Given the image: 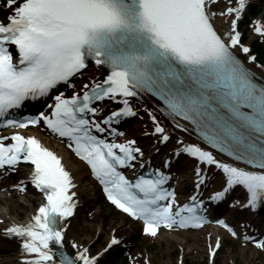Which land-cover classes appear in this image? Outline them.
Here are the masks:
<instances>
[{"label":"snow or ice","instance_id":"obj_1","mask_svg":"<svg viewBox=\"0 0 264 264\" xmlns=\"http://www.w3.org/2000/svg\"><path fill=\"white\" fill-rule=\"evenodd\" d=\"M250 6V0H0V129H18L0 134V170L27 162L25 179L45 197L27 223L0 219V235L19 242L20 264H102L125 246L119 225L96 252L91 246L104 236L103 226L86 243L69 237L78 208L74 177L25 131L30 126L67 138L107 200L141 221L151 238L162 228L202 227L211 204L264 208V75L254 70L264 71V63H256L240 28ZM253 30L264 41V22L256 20ZM90 68L101 74L86 76ZM141 110L150 122L144 135L155 141L147 155L119 127ZM177 130L195 131L197 141ZM186 158L195 162L194 191L182 203L172 169ZM25 179L12 187L25 191ZM237 191L243 200L232 198ZM215 222L264 250V232ZM221 244L209 236L210 257ZM127 255V264H151L143 252Z\"/></svg>","mask_w":264,"mask_h":264},{"label":"rangeland","instance_id":"obj_2","mask_svg":"<svg viewBox=\"0 0 264 264\" xmlns=\"http://www.w3.org/2000/svg\"><path fill=\"white\" fill-rule=\"evenodd\" d=\"M253 1L260 2L262 0ZM250 5L254 6V3L252 2L250 3ZM260 5L264 6V3H261ZM249 9H251V7ZM249 9L247 10L246 17L241 21L240 28L244 33V39L248 38L247 43L251 42V47L254 48L256 39L257 37H259V35L254 32L253 26L256 20H258L261 16L264 17V7L262 8L259 16L251 20L247 18L248 15H251V13L248 12ZM249 21L251 23L248 26L243 25L244 22ZM259 45L260 41H257V46ZM39 135L43 139L50 138L44 131H41ZM185 166H189V164L185 163ZM22 168L23 167L17 168V171H13V174H7L6 178H8H5V185L16 184L17 180L23 173ZM91 180L92 177L88 174L81 179V184L87 187V190L82 194V197L85 200L89 199L90 204L88 205L86 203L85 206L83 205L84 208H81L76 217L79 222V225H77V230L79 232L80 240L83 239V241H88L87 237L90 236L89 234H92L95 228H97L98 226L104 227V236L100 238L99 243H93L91 246L92 251L96 252L105 243L107 237V227L110 224L121 223L125 215L119 213L112 206L106 204L102 200L99 189L90 187ZM182 187H184V189L187 188L186 190L183 189V193H185L186 195L191 190V184L187 181L182 183ZM0 195V197L2 198L0 204L4 205V200H7L12 208L13 215H16L20 220H23L26 217V213L30 212L29 210L31 209V207L37 209L38 205L40 204V197L35 191L33 192L31 188H28L21 193L15 194L14 192L11 194L7 191H2L0 192ZM95 211L97 214L95 213ZM235 216L238 217V220H236L238 224H240L239 222H241L242 219L247 218H244V216H246V213H239ZM84 224H87L86 228L82 227ZM194 231L195 230L186 231L185 233L191 234ZM230 240L231 237L227 236L226 242H224L223 247L219 249L215 257L214 264H263L264 250L259 249L253 244L247 245L243 240L239 242L238 246H233V249H231V243L233 241ZM176 242L177 241L174 240L173 243L169 245L167 240H165L164 238H151L142 232V228L139 224L134 223L130 228L129 235H127V238L125 239V246L117 247L114 250L110 251L104 257L102 264H106V262L104 261H107L106 259H108L110 254H112L113 252L120 254L114 260V263L116 262L115 264H121L122 261V264H126L127 262H125L124 259L122 260L121 258L122 255H125V260L128 261L127 252L129 250L134 253L143 252L146 256L151 258V264H178L180 259H183V264H207V253L205 251L202 252V250H199L184 253L186 246L183 248ZM16 247V244L10 242L0 244L1 264L10 263L9 258L15 252ZM243 249H245V255L246 257H249V260H246L243 256ZM119 259L121 261H119Z\"/></svg>","mask_w":264,"mask_h":264},{"label":"bare ground","instance_id":"obj_3","mask_svg":"<svg viewBox=\"0 0 264 264\" xmlns=\"http://www.w3.org/2000/svg\"><path fill=\"white\" fill-rule=\"evenodd\" d=\"M260 20L262 22H264V17H261ZM249 44L251 45L250 42H249ZM254 70L257 71L258 73L264 75V71H262L258 68L254 69ZM93 74L100 75L101 73L96 72L95 68H90L85 73L86 76H91ZM49 103H51V102H49ZM128 122H131L132 124H127ZM121 124L124 127V129H122V131L125 133V136H127L129 138L135 137L139 141V143L144 147V149L146 151V155H147L149 150H150L151 145H153L155 143V141H154V139L148 138L144 135V132L146 130V125H150V122L147 120V117L143 113V110H141L140 116L126 118L125 120H123L121 122ZM173 127H174V125H173ZM38 132H41V131L37 130V134H38ZM177 132L180 135H183L189 141H194V142L197 141V138L194 136L192 131L190 133H185L182 130H177ZM8 134H9V132L5 131L2 135H8ZM121 139H123V137ZM59 151L63 157V163H64L65 168L72 173V175L74 177V182L77 186L75 189L77 192V195H78V208H77V214H76V216H77L78 213L80 212L81 208H84L86 203L88 205L90 204L89 199L85 200L82 197V194L84 192H86L87 187H85V185L81 184V179L85 175L90 173V170H89L88 166L86 165V163L84 162V160L81 159L80 157H78L73 152V149L68 147V144L59 145ZM186 159L189 161V163H191V166L186 169V174L181 176V178L179 175L176 177L177 167L175 166L172 169V175H173L172 187L175 188V190H178L179 184L185 180H187V181L191 180V182L194 186V183H193V181H194L193 167H194L195 162L191 158H186ZM154 164H158V160L154 161ZM128 170L130 173H132V170H130V169H128ZM3 176H4V173L2 170H0V192H2L5 189L9 193H13V192L18 193L19 189L10 188V186H6L4 184V179L2 178ZM21 177L23 179H25L27 177V173L23 174ZM98 185H99V182H98L97 178H93V180L90 181V187L91 188H97ZM210 187H215V186L211 185ZM193 191L191 192V194L189 196H185L182 199L177 197V199L182 203L186 202L187 199L193 194ZM38 193H39L40 198L43 199V195L40 192H38ZM241 194H243V192H241ZM1 199L2 198L0 197V202H1ZM4 202L6 204L5 203H4V205L0 204V219H3V221L5 223H11V222H16V223L19 222L22 224L27 223L30 220L31 216L34 215V213H35V209L33 207H31V209L29 210L30 212L26 213V217L23 220H20L16 215H13L12 208H11L9 202L7 200H4ZM240 210H241V208H233L231 206L227 209V213H224L225 215H223V217L221 219H225V220L230 222V219L232 218V214H234ZM95 213H96V211H95ZM76 216L72 220V227L69 231V237L75 235L79 239V232L77 230L78 229L77 225H79V222H78ZM16 220H19V221L17 222ZM231 223L232 222H230V224ZM133 224H134V222L131 220V218L124 217V219L121 223L110 224L107 227L106 231L108 232V229L112 225H119L121 227V235L125 239L126 236L129 235L130 228L132 227ZM247 224H249V227H250L251 223L247 222ZM86 225L87 224H84L82 227L86 228ZM251 226H252V224H251ZM0 227H3V225H0ZM240 230H238V231H240ZM249 230H250V228H249ZM185 232L186 231H183V230H180V231L177 229L167 230V229L162 228L161 232L158 234L157 237L164 238L165 240H167L169 245H171L174 240L177 241L176 243H178V245H181L183 248L186 246L184 253H188V252H194V251H199V250H202V252L203 251L208 252L209 236L211 237L213 242L217 238H219L222 242L224 240V236L227 234L226 230L216 222L210 223L209 225L204 226L203 228H201L197 231H194L191 234H186ZM89 235L90 236L87 237L88 238L87 240H89L91 238V234H89ZM81 241H83V239H81ZM8 242L17 244L16 245L17 247L15 248V252L9 258L10 263H8V264H20L18 241L16 239L8 238V237H5L3 235H0V244L8 243ZM83 242L86 243L87 241H83ZM242 252H243V256L245 257V259L249 260V257H246V255H245V249H243ZM165 264H167V263H165Z\"/></svg>","mask_w":264,"mask_h":264},{"label":"trees","instance_id":"obj_4","mask_svg":"<svg viewBox=\"0 0 264 264\" xmlns=\"http://www.w3.org/2000/svg\"><path fill=\"white\" fill-rule=\"evenodd\" d=\"M259 50L261 51V50H262V48H260V47H259ZM262 53H263V56H264V51H262Z\"/></svg>","mask_w":264,"mask_h":264}]
</instances>
